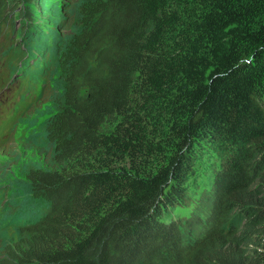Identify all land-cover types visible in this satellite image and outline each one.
I'll return each mask as SVG.
<instances>
[{"label": "trees", "instance_id": "16d2710c", "mask_svg": "<svg viewBox=\"0 0 264 264\" xmlns=\"http://www.w3.org/2000/svg\"><path fill=\"white\" fill-rule=\"evenodd\" d=\"M7 24L0 119L53 111L0 150V264H264V0H0Z\"/></svg>", "mask_w": 264, "mask_h": 264}, {"label": "rangeland", "instance_id": "374dc122", "mask_svg": "<svg viewBox=\"0 0 264 264\" xmlns=\"http://www.w3.org/2000/svg\"><path fill=\"white\" fill-rule=\"evenodd\" d=\"M47 5L54 4L55 9L60 7V2H65L66 0H46ZM57 17L66 18L64 13L57 14ZM69 19V17H67ZM17 24V23H16ZM12 28H14L11 24H7L2 26V35L0 38V42L3 43L4 41L7 42V45H11L14 42H16L17 38V32H11ZM66 32V31H64ZM53 111V106L51 104L50 100H42L39 104H37L35 107H33L29 112V114L26 116L29 120L32 119L31 126L19 124L15 130L16 135L14 137L15 141L13 142V146L10 148V150L15 146V151L18 150L19 152V142H23L26 138L30 137L34 133L37 132V127L34 126L35 123H40L42 119L47 117L51 112ZM14 151V150H11ZM203 151H206V148L203 149ZM210 152V150H208ZM213 156H209L204 154L200 159L196 160L195 168L193 170V177L192 182H189L190 186L189 189H195L192 188L193 186L197 185V193H200L202 189L206 188L210 183V176L212 169L210 168V163L213 162ZM9 161H12V159H6L2 156L0 151V164L8 163ZM2 189H6V184L0 181V194L3 193ZM197 196V195H196ZM1 201H5L8 199V194H2L0 196ZM6 202V201H5ZM187 209H180L178 215H174L175 218L187 216L188 214ZM236 213V210H234L230 217L232 218L234 214ZM5 230L7 232V236H11L12 229L10 226H5ZM258 251H261V248H259Z\"/></svg>", "mask_w": 264, "mask_h": 264}, {"label": "clouds", "instance_id": "9594fccd", "mask_svg": "<svg viewBox=\"0 0 264 264\" xmlns=\"http://www.w3.org/2000/svg\"><path fill=\"white\" fill-rule=\"evenodd\" d=\"M14 137H15V136L10 135L9 138L7 139V140H8L7 143H9L12 139L15 141Z\"/></svg>", "mask_w": 264, "mask_h": 264}]
</instances>
